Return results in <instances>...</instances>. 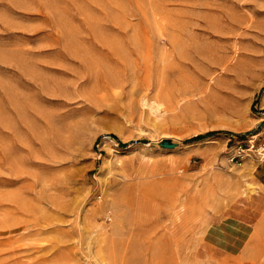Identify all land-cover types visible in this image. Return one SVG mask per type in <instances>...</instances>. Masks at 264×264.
Masks as SVG:
<instances>
[{
  "label": "rangeland",
  "instance_id": "rangeland-1",
  "mask_svg": "<svg viewBox=\"0 0 264 264\" xmlns=\"http://www.w3.org/2000/svg\"><path fill=\"white\" fill-rule=\"evenodd\" d=\"M252 136L264 0H0V264H264Z\"/></svg>",
  "mask_w": 264,
  "mask_h": 264
},
{
  "label": "built area",
  "instance_id": "built-area-1",
  "mask_svg": "<svg viewBox=\"0 0 264 264\" xmlns=\"http://www.w3.org/2000/svg\"><path fill=\"white\" fill-rule=\"evenodd\" d=\"M244 142H247V144H244ZM249 153H254L259 162H264V145H255L254 136L242 142H237L227 160L232 164H240L246 155H250Z\"/></svg>",
  "mask_w": 264,
  "mask_h": 264
},
{
  "label": "trees",
  "instance_id": "trees-1",
  "mask_svg": "<svg viewBox=\"0 0 264 264\" xmlns=\"http://www.w3.org/2000/svg\"><path fill=\"white\" fill-rule=\"evenodd\" d=\"M217 133H218V132H216V131L207 132V133H205V134H200V135H197V136H195V137H192V138H190V139H188V140H185L184 142H185V143H189V142H194V141H200V140H203V139H205V138H208V137L214 136V135H216ZM227 135H229L230 137H234V135H232V134H227ZM121 145H123V144H121Z\"/></svg>",
  "mask_w": 264,
  "mask_h": 264
},
{
  "label": "water",
  "instance_id": "water-1",
  "mask_svg": "<svg viewBox=\"0 0 264 264\" xmlns=\"http://www.w3.org/2000/svg\"><path fill=\"white\" fill-rule=\"evenodd\" d=\"M162 145H163L164 147H166V148H173V147L175 146L174 144L169 143V141L166 140V139L163 140Z\"/></svg>",
  "mask_w": 264,
  "mask_h": 264
}]
</instances>
